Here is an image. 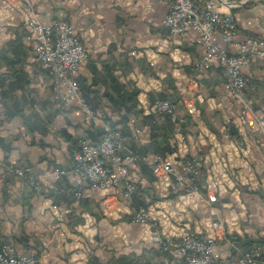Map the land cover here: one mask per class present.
I'll use <instances>...</instances> for the list:
<instances>
[{
    "label": "crops",
    "instance_id": "1",
    "mask_svg": "<svg viewBox=\"0 0 264 264\" xmlns=\"http://www.w3.org/2000/svg\"><path fill=\"white\" fill-rule=\"evenodd\" d=\"M29 1L42 21L73 24L89 51L78 74L81 90L137 154L177 152L183 145L175 138L180 132L187 153L205 162L200 195L179 182L160 191L152 169L136 162L131 170L142 189L130 201L91 188L76 196L73 178H57L53 171L70 168L76 146L83 139L97 140L101 127L87 124L79 105L54 100L50 72L25 39L26 2L0 0V245L12 242L43 264H180L154 241L153 230L174 238L185 228L215 233L219 256L230 254L232 245L248 249L263 241L264 137L256 124L239 121L241 107L226 88L222 66L198 67L205 48L197 31L170 34L163 25L168 8L162 0ZM221 1L222 11L235 16L239 40L264 38V0ZM244 71L249 77L245 96L264 114V59ZM157 98L172 100L185 121L178 126L167 117L155 126V115L144 110ZM227 119L233 121L238 146L227 137ZM137 128L142 133L135 140ZM218 155L227 158L233 177L208 189L206 174ZM10 165L29 166L41 187L16 177ZM128 204L150 208L153 228L134 222Z\"/></svg>",
    "mask_w": 264,
    "mask_h": 264
},
{
    "label": "built area",
    "instance_id": "2",
    "mask_svg": "<svg viewBox=\"0 0 264 264\" xmlns=\"http://www.w3.org/2000/svg\"><path fill=\"white\" fill-rule=\"evenodd\" d=\"M22 1V0H20ZM168 8L163 25L170 34L183 36L192 28L198 33V41L205 48L198 67L209 69L212 64L222 66L226 88L233 99L240 105L239 121L242 124H256L264 137V114L258 113L245 96L249 81L244 69L253 61L264 59V38L247 36L238 39L239 28L235 16L221 9L220 0H162ZM230 5L245 0H224ZM26 2V42L33 48L36 61L42 63L50 72L53 82V98L63 104H77L84 112L87 124H99L103 130L100 139L90 141L83 139L73 152L70 168L57 167L53 174L57 177L71 176L77 188L75 194L80 197L84 189L91 188L112 191L124 202L130 201L141 192L140 182L132 172L136 162L147 164L153 171L160 191L167 192L174 182L184 184L190 191L200 195L205 159L190 155L185 150L184 135L180 132L175 138L183 145L177 152L166 156L141 157L131 142L117 127L113 120L100 111L93 110L87 102L78 81L80 68L89 57L88 49L81 43L72 23L66 20L44 22L40 13L34 10L29 0ZM219 37L227 45L236 47L231 52L223 47ZM145 114L155 115L159 122L170 117L176 125L185 119L177 110V105L170 99L157 98L148 107ZM233 121L227 119V137L237 146L238 142L231 133ZM142 128L135 130L134 139L138 140ZM206 174L208 189L220 187L233 177L232 166L224 156H217ZM8 170L18 178H28L35 188L41 187V181L32 175L29 166L10 165ZM129 213L134 222L153 228V215L148 207L130 206ZM154 241L165 250H171L180 264H264V240L253 247L245 249L232 245L226 256L217 255L219 237L215 233L201 234L192 228L180 231L178 238L172 233L162 237L156 230L152 231ZM0 264H43L35 254L19 250L12 242L0 245ZM106 264H112L110 262Z\"/></svg>",
    "mask_w": 264,
    "mask_h": 264
},
{
    "label": "trees",
    "instance_id": "3",
    "mask_svg": "<svg viewBox=\"0 0 264 264\" xmlns=\"http://www.w3.org/2000/svg\"><path fill=\"white\" fill-rule=\"evenodd\" d=\"M87 100V99H86ZM88 102V101H87ZM154 118H152V120L154 119V125L156 126L158 123H161V122H159L158 120H157V118H156V116H153ZM165 121V120H164ZM158 126V125H157ZM102 134H103V130H102V128H101V133H100V137L102 136ZM100 137L98 138V139H100ZM97 139V140H98ZM96 141V140H95ZM78 148V145L76 146V148L74 149V150H76ZM74 152V151H73ZM64 177V176H63ZM74 189H75V192H76V190H77V188L74 186ZM110 263H112V264H117V263H115L114 261H110Z\"/></svg>",
    "mask_w": 264,
    "mask_h": 264
},
{
    "label": "water",
    "instance_id": "4",
    "mask_svg": "<svg viewBox=\"0 0 264 264\" xmlns=\"http://www.w3.org/2000/svg\"><path fill=\"white\" fill-rule=\"evenodd\" d=\"M221 1V0H220Z\"/></svg>",
    "mask_w": 264,
    "mask_h": 264
}]
</instances>
